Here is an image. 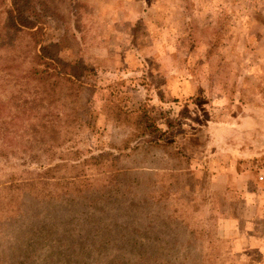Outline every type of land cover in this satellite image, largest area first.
Masks as SVG:
<instances>
[{"label": "rangeland", "instance_id": "obj_1", "mask_svg": "<svg viewBox=\"0 0 264 264\" xmlns=\"http://www.w3.org/2000/svg\"><path fill=\"white\" fill-rule=\"evenodd\" d=\"M17 4L51 76L0 35V264H264V156L221 152L264 148V0Z\"/></svg>", "mask_w": 264, "mask_h": 264}, {"label": "trees", "instance_id": "obj_2", "mask_svg": "<svg viewBox=\"0 0 264 264\" xmlns=\"http://www.w3.org/2000/svg\"><path fill=\"white\" fill-rule=\"evenodd\" d=\"M18 1L19 0H13L11 2V7L9 10H7V14L9 15L8 21L0 28V35H2L4 38V36L7 35V31L8 33L24 32L27 34L28 39H30V44L32 43V47L29 49V52L32 54V64L34 63V66H32L29 70L28 77L31 80H36L37 82H44L50 78L51 74L48 71L49 69L46 65V62L43 61V56L40 55L39 51H36L38 46H40L42 51L46 50V45L44 44L43 40V29L42 27L36 25V22L32 20L33 18H27L24 15L23 10L20 8L19 4H17ZM1 39L2 37H0V40ZM42 66L43 68L40 69ZM75 180L76 177H73V180H70L68 185L80 186L77 183H74ZM34 181L35 180H25V183L30 184ZM12 187L18 188L20 185L14 184ZM75 192L80 193V191L76 190Z\"/></svg>", "mask_w": 264, "mask_h": 264}, {"label": "water", "instance_id": "obj_3", "mask_svg": "<svg viewBox=\"0 0 264 264\" xmlns=\"http://www.w3.org/2000/svg\"><path fill=\"white\" fill-rule=\"evenodd\" d=\"M246 118L249 121L251 120V122L256 126L261 124V121H259L258 119L256 120L253 117H248V116ZM221 152L234 155L235 157H238L239 159L264 156V148L261 145L258 147H253L252 149H243L242 151L240 150L235 151L233 149H229V150L222 149Z\"/></svg>", "mask_w": 264, "mask_h": 264}, {"label": "built area", "instance_id": "obj_4", "mask_svg": "<svg viewBox=\"0 0 264 264\" xmlns=\"http://www.w3.org/2000/svg\"><path fill=\"white\" fill-rule=\"evenodd\" d=\"M258 180L259 181H264V174H263V172H260V174L258 176Z\"/></svg>", "mask_w": 264, "mask_h": 264}, {"label": "crops", "instance_id": "obj_5", "mask_svg": "<svg viewBox=\"0 0 264 264\" xmlns=\"http://www.w3.org/2000/svg\"><path fill=\"white\" fill-rule=\"evenodd\" d=\"M258 219H259L258 221L264 220V216L263 217H259Z\"/></svg>", "mask_w": 264, "mask_h": 264}]
</instances>
